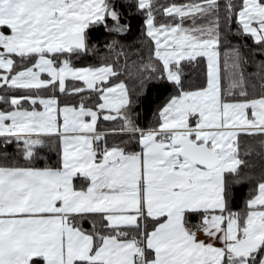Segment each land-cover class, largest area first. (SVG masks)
I'll return each mask as SVG.
<instances>
[{
    "label": "snow or ice",
    "instance_id": "obj_1",
    "mask_svg": "<svg viewBox=\"0 0 264 264\" xmlns=\"http://www.w3.org/2000/svg\"><path fill=\"white\" fill-rule=\"evenodd\" d=\"M0 264H264V0H0Z\"/></svg>",
    "mask_w": 264,
    "mask_h": 264
},
{
    "label": "trees",
    "instance_id": "obj_2",
    "mask_svg": "<svg viewBox=\"0 0 264 264\" xmlns=\"http://www.w3.org/2000/svg\"><path fill=\"white\" fill-rule=\"evenodd\" d=\"M161 2H167V0H161ZM177 3H186L188 0H176ZM93 60L89 58L87 61H85L84 64H81L80 62H75L76 66H85L87 63H92ZM155 96V94H153ZM155 107V104H146L145 111L142 113V118L144 120V123L147 124L148 121L151 119V109ZM9 153L12 152V148L8 149ZM54 158V154H53ZM256 175H259V172L256 173ZM253 184L246 183L244 187H238L237 193H236V199L234 201V210L240 211L244 208L245 200L250 195V189L253 187Z\"/></svg>",
    "mask_w": 264,
    "mask_h": 264
}]
</instances>
